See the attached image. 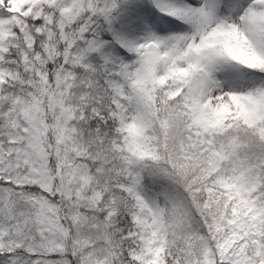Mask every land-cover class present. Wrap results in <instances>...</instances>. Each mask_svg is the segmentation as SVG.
<instances>
[{
  "label": "rangeland",
  "instance_id": "1",
  "mask_svg": "<svg viewBox=\"0 0 264 264\" xmlns=\"http://www.w3.org/2000/svg\"><path fill=\"white\" fill-rule=\"evenodd\" d=\"M0 5L46 21L35 28L41 52H33L31 30L16 21L25 40L24 71L0 69V86L20 84L23 93H0L7 103L0 130V264H126L115 257L109 230L117 196L138 206L132 224L115 235L130 264H156L165 232L162 203L181 239L171 264H264V160L246 152L235 124L217 118L237 111L253 125L264 111V74L237 66L258 51L264 0ZM8 22L0 14V54ZM216 34L232 37L230 56L215 47ZM57 38L64 66L52 63L49 88L45 64L54 61ZM93 54L104 71L118 75L106 79L124 135L107 160L79 147L80 114L67 73L72 65L91 67ZM168 76L173 109L162 127L153 119L151 85ZM79 156L97 163L90 167ZM104 160L114 167L110 173L102 172ZM180 167L188 175L178 177L173 168ZM24 184L49 194H30Z\"/></svg>",
  "mask_w": 264,
  "mask_h": 264
},
{
  "label": "trees",
  "instance_id": "2",
  "mask_svg": "<svg viewBox=\"0 0 264 264\" xmlns=\"http://www.w3.org/2000/svg\"><path fill=\"white\" fill-rule=\"evenodd\" d=\"M22 20H24L31 28H33L36 23H42L40 19L31 20L29 17L20 16ZM35 44L34 47L36 50H40V45L38 44L39 36L35 33ZM263 37L261 39L260 45L263 54L261 57L264 61V33H262ZM258 62V61H255ZM264 65V62L263 64ZM0 66L5 68H11L15 71L20 72L22 70L20 57L18 55L17 49L9 45L7 51L3 53L0 58ZM96 73L83 72L78 70V74L76 75V82L79 88L83 90L82 100L85 101L84 109L86 114V122L85 125H89L93 128V137L95 141L100 134L106 133V131L113 132V127L108 128V124L110 123L109 114L112 112L113 108L107 101L105 87L100 81L99 78L96 79ZM3 92H8L10 90H14L15 92H20L17 89V86H9L4 84ZM6 107V104L0 103V125L3 123L2 113ZM1 128V127H0ZM240 136L244 138L247 142V147L249 151L256 152L264 156V140L259 139L257 133L253 128L242 127L240 130ZM29 190H35L29 187ZM122 209L121 203H119V210ZM118 217H116L117 219ZM179 242L172 235L167 234L166 239L163 243V250L159 254L157 258V264H171L176 257V254L179 250Z\"/></svg>",
  "mask_w": 264,
  "mask_h": 264
}]
</instances>
